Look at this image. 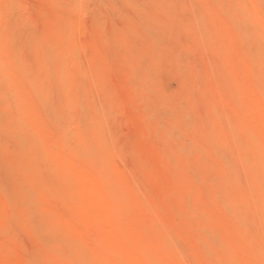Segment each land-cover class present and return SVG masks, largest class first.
Instances as JSON below:
<instances>
[{"label":"bare ground","instance_id":"6f19581e","mask_svg":"<svg viewBox=\"0 0 264 264\" xmlns=\"http://www.w3.org/2000/svg\"><path fill=\"white\" fill-rule=\"evenodd\" d=\"M0 264H264V0H0Z\"/></svg>","mask_w":264,"mask_h":264},{"label":"rangeland","instance_id":"374dc122","mask_svg":"<svg viewBox=\"0 0 264 264\" xmlns=\"http://www.w3.org/2000/svg\"><path fill=\"white\" fill-rule=\"evenodd\" d=\"M89 16L88 15H82V20H84V22H86V23H88L89 22ZM208 60L210 61V62H214V61H216L217 60V56L216 55H214L212 52L208 55ZM170 82V84H169V88H171V89H174V88H176L177 87V83L174 81V79L172 80V78L170 79H167V81H166V83H167V85H168V83ZM238 122V121H237ZM240 138L242 139V140H244L243 139V135H241L240 136ZM127 144H128V142H126ZM244 150V149H243ZM240 153H241V148L240 147H238L237 148V156H239L240 155ZM26 244H27V246H29V247H31L32 246V242H30V241H26ZM221 254H223V253H220V255Z\"/></svg>","mask_w":264,"mask_h":264}]
</instances>
